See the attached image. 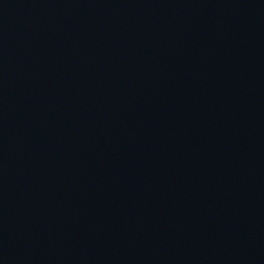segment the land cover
Returning a JSON list of instances; mask_svg holds the SVG:
<instances>
[{"label": "water", "instance_id": "obj_1", "mask_svg": "<svg viewBox=\"0 0 264 264\" xmlns=\"http://www.w3.org/2000/svg\"><path fill=\"white\" fill-rule=\"evenodd\" d=\"M0 264H264V0H0Z\"/></svg>", "mask_w": 264, "mask_h": 264}]
</instances>
